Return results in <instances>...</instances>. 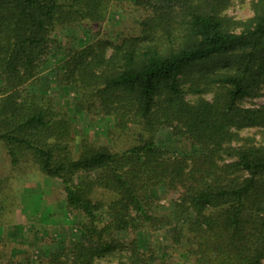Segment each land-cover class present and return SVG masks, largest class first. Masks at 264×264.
I'll return each instance as SVG.
<instances>
[{
	"label": "trees",
	"instance_id": "obj_1",
	"mask_svg": "<svg viewBox=\"0 0 264 264\" xmlns=\"http://www.w3.org/2000/svg\"><path fill=\"white\" fill-rule=\"evenodd\" d=\"M233 3L0 0V141L12 170L60 181L76 227L42 263L264 264V103L245 105L264 95V0L246 19L227 14ZM120 7L135 26L102 32ZM80 26L77 43L59 40ZM57 55L78 111L112 122L107 142L77 139L70 111L40 94ZM3 231L0 264H30V240L16 254ZM144 232L170 241L169 260Z\"/></svg>",
	"mask_w": 264,
	"mask_h": 264
},
{
	"label": "rangeland",
	"instance_id": "obj_2",
	"mask_svg": "<svg viewBox=\"0 0 264 264\" xmlns=\"http://www.w3.org/2000/svg\"><path fill=\"white\" fill-rule=\"evenodd\" d=\"M252 1L234 0L226 12L236 19L251 17L254 14L251 6ZM121 9V7L117 9L121 11L120 13L109 16L108 23L102 27V32L109 31L115 36L120 32V28L121 31L127 32L135 26L133 16L122 12ZM90 31H88V39L93 36ZM86 32L87 28L83 29L80 26L71 30H62L58 32L57 36L62 43L67 40V37L73 36L77 43L80 38L85 36ZM60 56L52 57L51 67L41 74L40 94H53L57 104L65 106L70 111L75 119L74 128L77 131V139L87 132L86 134L91 138L107 142L104 132L111 127L112 122L102 115L94 118L87 114L82 115L76 108L73 90L66 92L61 89L56 79V66L60 63ZM207 97H211V94H207ZM263 103L264 95H260L246 100L245 105L255 107ZM259 131V128H248L242 131V135H256L259 138ZM159 138L164 144L170 145L174 142L169 129L160 132ZM160 203L162 209L169 206L167 198L162 199ZM35 206L45 208L41 209V212L34 211ZM63 206V190L60 181L44 177L33 167L24 173L12 170L4 144L0 141V224L5 227L1 237L9 241L8 244L12 249L14 248V252L16 254L23 253L26 246L21 245V242L30 240L27 247L31 255L30 264H44L40 261V257L45 248L58 249L61 247L62 237L75 238L76 227L70 219H66ZM48 209L51 211L49 222L42 220L44 217L42 211L47 213ZM142 236L147 242L149 237L151 242L153 240L148 232H144ZM53 238L56 240L55 243L52 242ZM153 245L157 247L161 259L169 260L170 241L167 238L159 234L158 237H154ZM22 260L25 262L24 258ZM175 260L176 256H173L171 261Z\"/></svg>",
	"mask_w": 264,
	"mask_h": 264
}]
</instances>
